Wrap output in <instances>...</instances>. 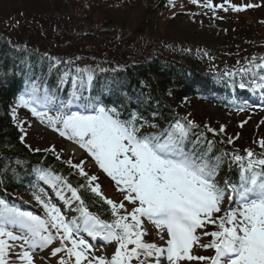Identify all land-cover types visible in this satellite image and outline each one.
<instances>
[{
  "label": "snow or ice",
  "instance_id": "snow-or-ice-1",
  "mask_svg": "<svg viewBox=\"0 0 264 264\" xmlns=\"http://www.w3.org/2000/svg\"><path fill=\"white\" fill-rule=\"evenodd\" d=\"M191 3L197 4L198 0H191ZM225 4L233 11L254 7L252 4L238 6L229 0L216 5L212 0H204L202 6L227 11ZM255 67L264 69V63ZM88 80H92L90 75ZM16 103L30 108L33 116L41 122L46 119L60 136L84 149L99 169L115 182L123 200L115 202L104 197L100 185L95 183L98 177L88 175L83 162L67 161L87 181L80 188L91 191L110 206L113 219L104 221L89 211L79 189L65 177L48 169L39 170L40 179L51 184L56 197L65 205L78 202L75 211L79 215L67 219L61 206L51 197L46 198L43 189L33 193V198L44 210L43 217L22 211L0 198V264H13L9 254L14 244L9 241H20L21 252L17 259L22 264H33V250L47 248L53 240H58L60 247L53 248L52 255L64 251L69 258H74V264H132L134 259L139 264H151L149 258L153 257L155 264H160L159 258L165 255L169 264L182 261L264 264V152L257 155L245 149L243 156L232 153L229 170L231 164L239 166L238 180L227 176L218 179L223 156L213 161L204 153L187 149L185 141L192 121L176 120L161 132L144 133L141 131L145 123L142 113L129 111L123 104L108 106L100 98H89L83 111L56 116L32 106L36 103L33 96L25 99L20 95ZM223 131L222 126L220 132ZM20 139L23 141L24 137ZM227 142L232 143V140ZM259 145L264 149V139ZM65 191L71 196H65ZM125 202L132 206L130 211ZM233 204L236 207H231ZM145 221L166 235L165 245L145 242ZM210 225L215 230L208 231ZM198 230L204 237H210L208 243H201ZM81 231L93 238L114 241L115 253L110 259L91 254L92 245L77 235ZM161 239L164 240V236ZM195 244L214 249L215 255H192ZM60 264H72V260L66 262L61 258Z\"/></svg>",
  "mask_w": 264,
  "mask_h": 264
},
{
  "label": "rangeland",
  "instance_id": "rangeland-1",
  "mask_svg": "<svg viewBox=\"0 0 264 264\" xmlns=\"http://www.w3.org/2000/svg\"><path fill=\"white\" fill-rule=\"evenodd\" d=\"M212 2L216 5L224 0ZM229 2L254 7L233 11L225 4L227 11L209 10L202 6L204 0H198L197 4H192L191 0H172V3L169 0H0V33L9 36L13 45L33 49L83 73L101 74L128 62H141L156 53L205 69L238 68L264 57V0ZM175 109L192 123L213 129L212 133L224 137L234 152L242 156L245 149L257 155L264 152L259 145L264 139V113L262 115L260 110L229 112L193 98ZM47 115L56 116L54 112ZM28 118L27 127L23 129L24 142L30 148L54 149L61 160H70L72 164L83 162L84 171L98 177L95 183L100 185L104 197L115 202L123 200L112 188L115 182L84 149L60 136L46 119L41 122L33 115ZM222 126L224 131L220 132ZM229 139L232 143L227 142ZM53 198L61 210L66 207L64 201L57 200L55 195ZM125 204L130 211L132 206ZM144 227L151 235L156 229L153 224L146 223ZM153 234L156 244L163 246L164 233L156 229ZM197 235L201 243L207 242L200 230ZM20 243L12 242L9 260H18ZM91 245V253L107 258L106 251L98 248L96 242ZM54 246L57 244L44 248L48 249L47 254L43 249L33 250L36 264H60L58 259L62 254L52 255ZM206 250L195 244L192 255L200 256L204 252L211 255L210 250ZM64 255L73 261L74 258ZM199 262L182 261L181 264Z\"/></svg>",
  "mask_w": 264,
  "mask_h": 264
},
{
  "label": "trees",
  "instance_id": "trees-1",
  "mask_svg": "<svg viewBox=\"0 0 264 264\" xmlns=\"http://www.w3.org/2000/svg\"><path fill=\"white\" fill-rule=\"evenodd\" d=\"M41 70L45 80H39L38 83L42 86H48L50 83L55 86L59 78L56 71L66 72L61 65L51 66L45 55L31 49L13 46L0 35V190L15 186L28 191L26 188L31 172L49 168L48 170L65 177L73 187L79 189L81 198L93 214L104 221H112L108 205L91 191L80 188V185L86 184L87 181L79 174V171L66 161L57 159L51 151L32 150L20 139L21 131L13 120L12 114V106L16 102L15 91L27 81H32L33 76ZM69 72L73 74L72 71ZM103 74L92 76L90 82L88 79L82 81L84 78L75 80L74 83L69 80L68 89L63 88L61 92L66 91L64 95L71 94L80 99L100 98L108 106L113 103L123 104V107L129 111L142 113L147 126L157 125V127H151V130L157 133L181 119L160 101L156 93L180 104L189 98L195 88L192 81V77H195L194 70L161 53L151 55L141 62L126 63ZM150 74L159 78L157 88L153 85ZM237 77L222 75L216 76L215 80L227 83ZM55 88L60 89L57 86ZM108 89L111 90V94L107 92ZM108 101L111 104H108ZM181 122L186 123L183 119ZM206 130L204 127L192 124L189 127L187 139L190 140V144L197 139L199 153L206 154L213 161L216 157L223 156L221 164L223 166L229 162L228 156L224 155L227 151H220L215 146L216 143L209 147L207 141H213V139L210 136L211 133L209 134ZM215 137L219 139L217 143L221 145L220 147H231L225 142L224 137L216 136V134ZM238 167V165H232L234 179L239 177ZM22 177L23 181L18 184L17 181Z\"/></svg>",
  "mask_w": 264,
  "mask_h": 264
},
{
  "label": "bare ground",
  "instance_id": "bare-ground-1",
  "mask_svg": "<svg viewBox=\"0 0 264 264\" xmlns=\"http://www.w3.org/2000/svg\"><path fill=\"white\" fill-rule=\"evenodd\" d=\"M69 148L74 150V146L72 144H69ZM165 244H166V240L164 241L163 245ZM165 262H166V258H161L160 264H165ZM151 264H154V263H151Z\"/></svg>",
  "mask_w": 264,
  "mask_h": 264
}]
</instances>
